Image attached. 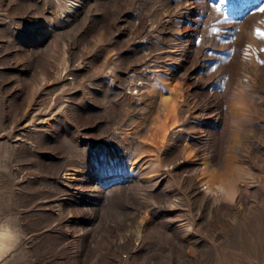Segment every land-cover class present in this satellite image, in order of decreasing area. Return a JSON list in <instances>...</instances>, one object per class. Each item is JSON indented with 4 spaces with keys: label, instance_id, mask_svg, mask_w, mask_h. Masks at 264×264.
Here are the masks:
<instances>
[{
    "label": "rangeland",
    "instance_id": "obj_1",
    "mask_svg": "<svg viewBox=\"0 0 264 264\" xmlns=\"http://www.w3.org/2000/svg\"><path fill=\"white\" fill-rule=\"evenodd\" d=\"M0 264H264V0H0Z\"/></svg>",
    "mask_w": 264,
    "mask_h": 264
}]
</instances>
